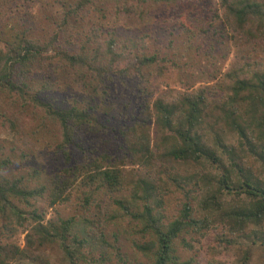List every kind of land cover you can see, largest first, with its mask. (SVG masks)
<instances>
[{"label":"trees","instance_id":"16d2710c","mask_svg":"<svg viewBox=\"0 0 264 264\" xmlns=\"http://www.w3.org/2000/svg\"><path fill=\"white\" fill-rule=\"evenodd\" d=\"M115 1L118 14L143 18L148 12L136 0ZM154 1L180 7L192 0ZM94 9L100 10L98 0H17L0 12V129L23 138L16 109L44 111L41 117L57 129L58 162L41 181L38 165L16 166L17 158L32 157L31 150L0 140V264L38 261L31 251L57 238L84 264H193L182 258L180 244L192 250L204 242L211 250L212 232L233 246L239 241L217 233L216 222H237L242 229L264 223V60L242 56L227 69L218 61L236 53L242 38H264V0H217L208 7L211 18L169 19L167 27L178 21L187 48L203 53L215 68L207 84L170 86L157 95L153 79L164 77L168 61L161 48L149 46L148 34L119 39L111 27L95 25L74 43L72 37L83 33H65L72 18L84 20ZM36 60L45 62V70L54 66L50 78L57 72L56 83L74 95L46 99L37 88L45 70L39 79L32 73ZM158 157L170 164L156 169ZM168 182L188 196L173 219L166 211ZM73 193L84 209H103L106 197L112 201L104 215L117 230L99 237L105 249L100 256L82 250L84 239L69 238L73 218L56 224L35 205L43 198L53 206ZM19 225L30 228L24 247L15 240ZM122 233L141 260L123 251ZM254 234L253 243L264 246V228Z\"/></svg>","mask_w":264,"mask_h":264},{"label":"rangeland","instance_id":"374dc122","mask_svg":"<svg viewBox=\"0 0 264 264\" xmlns=\"http://www.w3.org/2000/svg\"><path fill=\"white\" fill-rule=\"evenodd\" d=\"M16 1L17 0H0V3L4 5L0 7V12L11 8ZM18 1L20 2L21 0ZM115 2V0H98L100 10L97 11L94 9L84 20L78 22L72 18L65 26V33L68 35L83 33L80 38L76 36V34L72 39L70 38L74 43L81 41V38L88 35L90 28L95 25H107L111 27L116 30L119 39L128 37L136 38L140 35L148 34L149 37L147 41L149 46L153 49L161 48L163 50L169 68L162 79H153L152 89L156 95L170 86L174 89L182 90L191 86H193V88L199 87L200 85L207 84V82L211 80L210 74L215 67L209 64V61L203 53L200 52L197 54L195 49L187 48L189 46L183 41V31L181 32L179 28H176V26H179L178 21L170 25V27H167V23L169 19L172 18L175 20L179 15L182 17L184 14H189L192 17L200 15L202 18H211L212 13L209 11L208 7H215L217 0H192L188 2V4H184L180 7H175L176 4L165 1L155 2L154 0H149L144 3L141 0H136V4L140 3L146 7L148 11L144 14L143 18L134 14L116 13ZM36 4L39 5V2L37 1ZM50 26L54 27L52 24H50ZM171 31L174 32L172 47H170L169 44V34H171ZM65 33L64 38L68 37L65 36ZM206 37L207 35L203 36L200 42L207 40L208 38L206 39ZM237 47L238 50L236 53H232L228 58L218 61L224 64L225 69L231 67L232 64L237 62L242 56L249 57L250 61L254 60L255 62L264 60V38H242L238 42ZM218 53V56H220L221 53ZM44 63L45 62L39 60L35 61L34 71L32 73L36 75L38 79L42 77L41 73L46 69L43 65ZM51 68H54V66L47 68L49 71L45 70L46 78H44L43 81L39 79L37 88L43 92L46 99L58 98L61 101L66 98L69 99L68 97L74 94L69 90H65L66 84L62 83L60 80L56 83L58 78L57 72H55L54 78H50V76H53L50 71ZM5 107H7V105H5ZM16 111L19 112L20 116L17 119L18 125L24 128L22 132L23 138L16 139L14 131L0 129V140L7 141V145L15 143L22 148H29L32 157L28 158V161H22L20 158H17L16 166L18 169H28L32 165H38L41 167V172L44 175L41 181H45L49 165L53 164L54 168L58 167V162L53 159V146L57 135L56 126L53 125L50 120H44L41 117V113L43 114L44 111L34 110L31 105L27 106V108H23V110L16 109ZM116 133L117 131H112V137H115ZM60 164L62 163L60 162ZM155 164L156 169H159L160 167H167L170 162L162 157H158L155 160ZM36 182L37 181L34 183ZM164 189L168 192L165 196L166 199H168L166 211L169 219H173L174 217L172 216L179 211L178 205L188 201V196L184 195L180 190H177L170 182L165 185ZM225 199L228 204L235 201L233 198L225 197ZM103 204H106L103 209L95 206L84 209L82 208L78 195L74 193L71 195L70 200L59 202L53 206H50L43 198L35 200V205L39 206V210L41 213H44L46 220H51L59 224L62 219L73 218L69 228V238L72 240L74 236H77L80 239H84L85 244L81 246L82 250L92 251L95 256H100L102 251H105L99 237L103 233L111 236V232L117 230L116 226L107 221V215H104V213H107L110 209L112 201L106 197L103 200ZM216 224L218 225L217 233L222 232L228 236L229 240L232 238L239 242L235 243L233 246L223 244L214 238L215 233L212 232V238L208 242L216 244L211 250H206V247L209 245L204 242L203 245L195 242L196 246L192 250L186 249L180 244L179 251L183 259H193V264H264V246L261 245L260 242L253 243L252 241L255 236V234L253 235L254 230L264 228V223L262 225L251 223L244 229L238 228L239 225L237 222L232 224L227 222L224 224L218 221ZM26 227L19 225L17 228L18 234L15 237V240L18 241L22 247L26 245V233L30 229L27 228L28 231L26 232L24 231ZM243 233L251 234L252 236L247 237ZM125 236L126 235L122 233L120 238L123 251L133 260H141L143 258L142 254L135 250L131 241L125 238ZM187 238L191 240L190 242L192 243L195 239L193 235L187 236ZM78 245L80 246V243H78ZM72 247L75 248V245ZM36 249L37 250L34 249L31 252H33V256L40 258V260L34 261L29 258H21L11 264H84L83 261L79 260L78 254L75 251L73 252L70 250L72 252L68 254L63 242L59 238L42 244L41 246L38 245Z\"/></svg>","mask_w":264,"mask_h":264}]
</instances>
